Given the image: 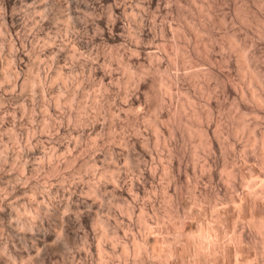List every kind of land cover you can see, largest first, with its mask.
I'll return each instance as SVG.
<instances>
[{"label": "clouds", "instance_id": "obj_1", "mask_svg": "<svg viewBox=\"0 0 264 264\" xmlns=\"http://www.w3.org/2000/svg\"><path fill=\"white\" fill-rule=\"evenodd\" d=\"M0 264H264V0H0Z\"/></svg>", "mask_w": 264, "mask_h": 264}]
</instances>
